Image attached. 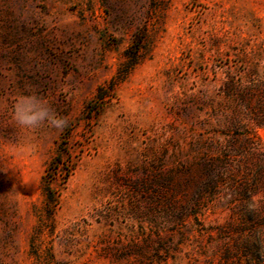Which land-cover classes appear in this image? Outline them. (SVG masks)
I'll return each instance as SVG.
<instances>
[{
  "label": "rangeland",
  "instance_id": "1",
  "mask_svg": "<svg viewBox=\"0 0 264 264\" xmlns=\"http://www.w3.org/2000/svg\"><path fill=\"white\" fill-rule=\"evenodd\" d=\"M33 93L66 127L15 122ZM262 155L264 0H0V264H221L231 186L184 227L152 200Z\"/></svg>",
  "mask_w": 264,
  "mask_h": 264
},
{
  "label": "trees",
  "instance_id": "2",
  "mask_svg": "<svg viewBox=\"0 0 264 264\" xmlns=\"http://www.w3.org/2000/svg\"><path fill=\"white\" fill-rule=\"evenodd\" d=\"M244 163H238L234 173L224 170L222 159L204 161L201 177L197 170H174L161 180L152 200L174 225L184 227L187 221H196L200 209L222 186H231V221L219 232L221 264H264V201L256 205L253 200L258 193L264 194V155L251 162L249 170ZM48 189L43 194L46 205L52 207L56 200Z\"/></svg>",
  "mask_w": 264,
  "mask_h": 264
},
{
  "label": "clouds",
  "instance_id": "3",
  "mask_svg": "<svg viewBox=\"0 0 264 264\" xmlns=\"http://www.w3.org/2000/svg\"><path fill=\"white\" fill-rule=\"evenodd\" d=\"M13 119L25 129H36L48 124L62 130L67 125L66 118L54 113L48 102L34 93L22 95L14 103Z\"/></svg>",
  "mask_w": 264,
  "mask_h": 264
}]
</instances>
